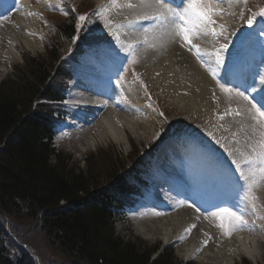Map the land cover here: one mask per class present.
I'll return each mask as SVG.
<instances>
[{
	"label": "trees",
	"instance_id": "obj_1",
	"mask_svg": "<svg viewBox=\"0 0 264 264\" xmlns=\"http://www.w3.org/2000/svg\"><path fill=\"white\" fill-rule=\"evenodd\" d=\"M76 25L73 16L63 19L47 54L25 57L24 67L0 83V264H179L172 248L153 259L159 247L147 249L116 233L135 189L121 176L137 153L130 163L111 159L101 179L90 168L79 171L72 155L54 146L65 57L81 47L74 41ZM32 233H40L57 257L47 254L44 261L38 254V262L27 252L22 244Z\"/></svg>",
	"mask_w": 264,
	"mask_h": 264
},
{
	"label": "bare ground",
	"instance_id": "obj_2",
	"mask_svg": "<svg viewBox=\"0 0 264 264\" xmlns=\"http://www.w3.org/2000/svg\"><path fill=\"white\" fill-rule=\"evenodd\" d=\"M96 1L102 5L108 3V0ZM120 2L122 3L123 0H120ZM53 3V0H38V3L34 5L29 0H23L14 23L6 27L5 30L0 29V31H5L8 39V42H5L2 48L0 41V75L9 70L10 63L21 59L22 56L18 54V49L26 48L31 53L37 54L39 49L42 48V42L37 38L42 28L39 22L41 16L35 17V15H29V13H36L37 11L43 13L44 9L52 6ZM228 3L229 0H224L222 7L225 8ZM237 10L236 6H231L226 9V12L233 13L230 16L238 17L239 12ZM110 14L113 19L125 22V17L129 13L127 9L119 11L114 9ZM223 20L228 32L232 23L226 16L223 17ZM1 34L0 40L3 37V34ZM208 39L213 44L215 43L210 40V37ZM206 41L208 40L205 39L202 42L195 40L194 43L200 44L201 48L212 51L214 45ZM220 43H224V40L221 39ZM218 46V44H215V47ZM1 49L4 54H2ZM227 56V53L223 55L224 62ZM206 58L209 64L215 67L214 57ZM140 62L143 64L142 73L146 74L152 87H159L160 92L165 95L169 104L173 105L179 112L190 117H198L210 128H215L216 132L220 131L225 136L231 135V132L238 129L237 121L240 119L227 117L223 121H218V115L223 114L225 111L222 107V105H225L224 95L217 89L216 83L191 58L186 48L174 44L163 54L149 52L147 55H141ZM261 63L264 64V59L253 61V65L256 66ZM250 76H252L251 72L247 75L246 73L238 74L234 76V81L244 85ZM78 82L80 88L77 86L76 93L72 91L70 96L72 102L76 105L75 115L77 121L75 123H81L80 121L83 118L95 119L97 117L94 128L88 127L85 129L83 126L75 128V142L80 152L100 146L101 142L112 143L123 148L133 147L135 140L143 142L153 132H156V125L152 122V120H156V116L151 115L148 107L142 106L123 83H117L114 87L108 85L106 81L105 86H103L104 77L99 74L95 75L88 69L81 71ZM92 88H99L106 92L114 89L112 91L114 99L118 100V97L122 96L125 101L120 105V109L113 106H104L99 111L97 108L98 101L90 102L92 97L89 94L93 95ZM253 91L260 97L264 94V85L257 84ZM213 92H215L216 98L213 97ZM236 100H234L236 103L241 102ZM93 113L96 114V117L92 116ZM220 123L229 127L230 131L225 133L223 129H219L218 124ZM178 150L181 152V157L191 161L194 159V152L187 147L176 148V151ZM197 170L198 168L189 165L184 167V171L192 178H194V174L199 175ZM212 177L213 172L209 171V179H204L203 182L197 181L196 188L188 197V201L190 200L194 207L200 208L199 211L195 208L190 210L186 207L185 210L176 208L173 212H168L164 208H172L176 204L168 205L167 198L169 196H166L164 192L154 191L153 198L159 203L156 213H161V209L163 210L159 216H152L138 222L140 235L149 242L161 241L165 245L176 246L178 256L184 261L194 260L199 264H237L239 259L241 261V259L246 258L253 264H260L264 261V220L260 219V216L264 213L261 210L258 214L254 213L243 201L235 202L240 211L245 212L248 227L252 231H239L234 233V236L220 241L202 212L213 208L215 204L221 201L232 200V192H228L231 190V180L224 189L217 193L216 191L213 192ZM257 194L264 200V188L258 189ZM192 224H196V228L186 239L181 241L180 236ZM205 233L208 235L205 236ZM204 241H207L206 245Z\"/></svg>",
	"mask_w": 264,
	"mask_h": 264
},
{
	"label": "snow or ice",
	"instance_id": "obj_3",
	"mask_svg": "<svg viewBox=\"0 0 264 264\" xmlns=\"http://www.w3.org/2000/svg\"><path fill=\"white\" fill-rule=\"evenodd\" d=\"M223 3L224 0H179L178 4H173L172 0H135V2L123 0L122 3L120 0H108V3L100 6L93 15L99 17L104 28L109 30L112 38L126 54L125 62L136 64L139 63L141 55H147L149 52L163 54L170 46L179 44L181 48L191 52L202 67H205L230 103L234 99L244 102L235 108H226L224 113L217 117L218 121H223L229 115L233 118L241 117L237 121L239 127L236 131L231 132L230 136L219 138L212 132H208V135L231 159L228 172L231 173L230 180L234 186L237 201L245 202L247 207L258 214L260 209H264V204L258 202L257 196V190L264 188V94L257 99L256 95L251 94V90L256 88L255 84L251 86V89L238 91L225 86V83L229 82L227 78L225 83H221V80L217 78L218 70L224 64L223 53L227 52L229 47L227 27L224 23H218L217 18L233 14L225 12ZM233 5H243L247 9L248 0H230L229 7ZM114 9L128 10L129 14L125 17V22L116 23L109 18V13ZM29 15H40V13H29ZM239 15L241 19H244L243 12ZM257 16L264 18V7L251 12L247 20L249 26ZM88 19L86 15L78 17L80 22L88 21ZM145 21L150 22L152 27H145ZM81 26L78 23L77 29ZM122 35L126 39H122ZM209 37L215 42L212 51L194 43L195 40L202 41ZM75 39H79V36ZM221 39L225 42L220 43ZM215 44L219 47H215ZM204 57H214L215 67H212ZM136 79L144 85L139 76ZM261 84L264 85V77L261 78ZM144 87L147 92V86L144 85ZM213 97L216 98L215 92ZM160 115L163 116L164 113L161 112ZM218 128L223 129L225 133L230 131L229 127L223 123L218 124ZM181 206L193 207L191 204H186L185 200L177 201V207ZM196 210L199 211L198 208ZM155 215L159 216L161 213ZM211 215L220 221L217 227L228 237H231L234 232L252 231L243 213L233 210L231 206H221L219 211ZM260 219L264 220V215H261ZM195 228L196 224L190 225L179 239L181 241L186 239ZM207 235L205 233V236ZM204 244L206 245L207 241H204Z\"/></svg>",
	"mask_w": 264,
	"mask_h": 264
},
{
	"label": "rangeland",
	"instance_id": "obj_4",
	"mask_svg": "<svg viewBox=\"0 0 264 264\" xmlns=\"http://www.w3.org/2000/svg\"><path fill=\"white\" fill-rule=\"evenodd\" d=\"M54 1V5L58 6L61 5L63 3L64 0H53ZM76 2L78 3V5H80V10L81 11H86L88 9H91L93 6V9L96 7V9L98 10V8L100 7V5L98 4V2L96 0H76ZM253 0H248V6L247 9H245V7L243 5L240 6H236V8H238L237 12L244 13V19L240 18V15L238 17H233L230 15H227V18L229 20H231L232 24L234 27H236V30H240L241 33L244 32V29H246V24H247V20L250 17V14L252 11V9H256V6H253ZM258 1H254V3L256 4ZM35 4L38 3L34 2ZM235 6V5H233ZM229 8V6H228ZM227 8V9H228ZM248 9H250L251 11H249ZM47 13L44 14L45 19H49L53 21V24L56 23L57 26L60 25V22H62L63 18H60V14H53L52 10H48L46 11ZM109 18L112 19L114 22L119 23V21H117L116 19H113V17L111 15H109ZM15 19V18H14ZM217 19H221V18H217ZM49 22V21H48ZM47 24L43 25V35L45 37L48 36V31L50 32L51 29L47 28L48 26ZM122 39H126V37H124L122 35ZM264 39V38H263ZM1 48L2 45H5V39L2 38L1 40ZM7 43V42H6ZM54 42H52L51 45H53ZM51 45L48 46H43L42 48L39 49V52L37 54H33L30 51H28L26 48L20 50L18 49L17 51L19 52L18 54H22V59H19L16 62L10 63V65L8 66V71H5V73L0 75V82H5L7 79H5L8 75L13 74V70L15 67H24L26 59L25 57L30 56V57H42L45 56L47 54V52L49 51V49L51 48ZM17 48V47H16ZM253 48L257 49L258 51H256V54L259 52L260 50V44L259 42H256L253 46ZM25 60V61H24ZM132 66L129 68V70H127V72L125 73L124 77L121 78V80L123 81H127L129 80L132 76H133V72L132 69H137L139 72H141L142 69L141 65H139V63L136 64H131ZM258 75L260 76L257 81L261 82V78L264 77V70H258ZM141 77V76H140ZM141 80H143L144 85L147 86V92L145 91V87L144 85H141L140 82L138 84H136L135 86H130V90L133 93L134 97L139 100L140 103H150V107L153 110V112L155 113V115L157 116L156 120H152V122L155 123V127L156 132L152 133L147 140L145 141H141L138 142L136 141L134 138V146L130 147L128 146L127 148H123L120 147L118 145L115 144H108L105 142H101V144H99L100 146L94 147V148H90L89 150L85 151V152H80L79 147L76 146V142L73 141L72 136L69 134V131L67 130L68 127L70 126L68 122V120L62 125L61 128H65L67 131L66 133H64L63 135L60 136L58 143L60 144V147H63L64 150L66 152H69L70 154H72L73 156V161L72 164L75 165L76 167L79 168V171H87L88 168L92 169L93 172L97 175H99L101 177V179H104L108 176V171L110 170L111 167V159H115V158H121L123 160H125V163H130V161L135 158V153H137V155L140 154L142 148L144 146H147L149 143L152 142V140H154L157 137V134L159 132V125H161V119L163 117L172 119L174 118V121H182V123L185 124H190L192 123L193 126H196L198 128L203 129L207 134L208 132H212L217 138L221 137V132H219L220 135H216L214 131H216L215 128H210L204 121H202L201 119H199L196 116H188V115H184L183 113L179 112V110H177L173 105L169 104L168 99L165 97V95H163L159 89V87L153 88L152 85L149 83L146 74L143 75V78H141ZM122 82V81H121ZM145 95H148V97H146ZM232 108H234L233 106H231ZM164 113L163 116L160 115V113ZM229 118H233L231 115L226 116ZM225 117V119H226ZM236 118V117H235ZM240 118V117H238ZM69 119V118H68ZM241 119V118H240ZM87 159H90V164H88L86 162ZM104 185H106L107 181L104 180ZM261 204H264V200H260ZM264 211V209H263ZM218 222H220L218 219L214 218L213 220L209 221L210 224L212 225H216L218 224ZM116 231L117 233L124 237L126 240H132V241H136L138 244H144L145 248L147 249H153L156 248L157 246L160 248V251H158L157 253L154 254L153 259H157L158 255H160L164 250H166L168 247H170V245H165L163 244L161 241H158L156 243L153 242H149L147 240H145V238H143L140 233H139V226L138 223L136 222H132L130 220L129 223H122V224H118L116 227ZM26 244L29 247V250L34 254V255H38L40 254L43 258L44 261H47L49 258L46 256L47 254H50L53 257H57V254L54 252V250H52V248L45 242L43 236L40 233H32L31 235H29L26 238ZM175 247V246H174ZM175 260L179 263V264H187L189 263V260H182L179 256H178V249L175 248ZM195 264H199L196 261H192ZM237 264H253L251 261H249L246 258L239 259V261H237ZM260 264H264V261L261 262Z\"/></svg>",
	"mask_w": 264,
	"mask_h": 264
}]
</instances>
